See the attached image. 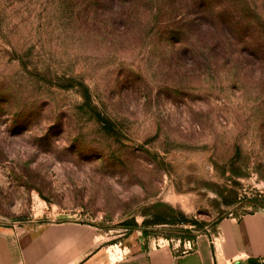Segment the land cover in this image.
<instances>
[{"label": "rangeland", "instance_id": "rangeland-1", "mask_svg": "<svg viewBox=\"0 0 264 264\" xmlns=\"http://www.w3.org/2000/svg\"><path fill=\"white\" fill-rule=\"evenodd\" d=\"M259 208L264 0H0V233L85 224L114 260Z\"/></svg>", "mask_w": 264, "mask_h": 264}, {"label": "crops", "instance_id": "crops-1", "mask_svg": "<svg viewBox=\"0 0 264 264\" xmlns=\"http://www.w3.org/2000/svg\"><path fill=\"white\" fill-rule=\"evenodd\" d=\"M14 242L12 249L10 241ZM102 237L89 225L54 222L0 233V264H264V209L220 223L180 254L176 247L134 251L111 260Z\"/></svg>", "mask_w": 264, "mask_h": 264}, {"label": "built area", "instance_id": "built-area-1", "mask_svg": "<svg viewBox=\"0 0 264 264\" xmlns=\"http://www.w3.org/2000/svg\"><path fill=\"white\" fill-rule=\"evenodd\" d=\"M188 248H186L185 249V251L184 252H178V253H180V254H185V253H187L188 251H190L192 248H193V246H194V242H191V241H189L188 243Z\"/></svg>", "mask_w": 264, "mask_h": 264}, {"label": "trees", "instance_id": "trees-1", "mask_svg": "<svg viewBox=\"0 0 264 264\" xmlns=\"http://www.w3.org/2000/svg\"><path fill=\"white\" fill-rule=\"evenodd\" d=\"M260 209H264V208H260ZM182 218H183V219H182V222H184V223H188V224H189V223H190V224H193L192 221H188V220L185 219L184 217H182ZM155 223L158 224V223H160V221H156ZM194 224H195V223H194Z\"/></svg>", "mask_w": 264, "mask_h": 264}, {"label": "bare ground", "instance_id": "bare-ground-1", "mask_svg": "<svg viewBox=\"0 0 264 264\" xmlns=\"http://www.w3.org/2000/svg\"><path fill=\"white\" fill-rule=\"evenodd\" d=\"M112 256V259H116L117 257H115L116 255H111ZM121 256H118V258H120Z\"/></svg>", "mask_w": 264, "mask_h": 264}]
</instances>
